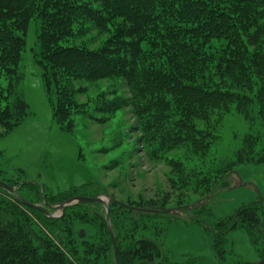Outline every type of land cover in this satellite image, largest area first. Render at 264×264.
Returning <instances> with one entry per match:
<instances>
[{"label":"trees","instance_id":"obj_1","mask_svg":"<svg viewBox=\"0 0 264 264\" xmlns=\"http://www.w3.org/2000/svg\"><path fill=\"white\" fill-rule=\"evenodd\" d=\"M35 19L40 22L37 64L50 102V95L55 97L52 115L63 132L72 133L73 117L89 110L107 115L93 118L102 124L130 108L141 147L159 160L182 147L204 156L218 138L214 119L232 110L250 122L256 108L264 130V0H0V137L28 115L15 88L27 28ZM90 32L106 35L97 48L72 41ZM118 79L125 83L127 99L101 90L85 102L75 100L87 93L74 86L76 81ZM258 143V136L246 134L235 160L214 175L187 170L180 162L168 166L178 175V185L204 204L236 165L264 166V139L259 151ZM1 181L27 203L59 217L48 218L0 189V264H116L101 205L74 204L63 213L55 209L68 199L89 197V185L54 195L26 180ZM101 195L108 192L98 189L92 197ZM108 196L118 264H176L161 242L137 237L150 218L166 214L167 201L121 203ZM194 209L185 210L190 222ZM238 228L247 232L264 264V199L215 223L211 249L218 261L224 259L226 234Z\"/></svg>","mask_w":264,"mask_h":264},{"label":"rangeland","instance_id":"obj_2","mask_svg":"<svg viewBox=\"0 0 264 264\" xmlns=\"http://www.w3.org/2000/svg\"><path fill=\"white\" fill-rule=\"evenodd\" d=\"M39 20H31L25 48L18 65L21 79L15 88L16 96L27 105V117L10 133L0 137L1 180L33 182L46 193L58 194L71 187L89 185L87 194L92 197L103 189L121 203L160 202L165 199L164 210L176 214H163L150 218L148 227L137 237L161 242L171 263L176 264H257L260 262L256 247L244 229H236L225 236L224 259L218 261L211 249L215 223L232 215L242 205L264 199V166L258 164L236 165L233 173L219 180L213 195L204 204L191 189L178 185V175L171 172L168 163L180 162L187 170L214 175L228 162L235 160V152L242 147L246 134L259 137L256 150L263 142V133L257 109L252 120L246 122L233 110L214 119L216 142L204 155H194L185 147L167 152L159 160L150 159L139 143V131L130 108L118 111L105 123L106 114L89 110L86 115L73 117L72 133L63 132L53 119V94H47L42 80L37 34ZM105 36L90 32L72 40L97 48ZM6 85V82L3 83ZM74 86L85 87L84 95H77L78 103L94 98L101 90L127 99L123 80H101L95 83L76 81ZM112 96H110L111 98ZM213 117L209 123H212ZM1 131V130H0ZM22 171L24 174H20ZM173 179V180H170ZM172 181H176L172 186ZM178 203V204H177ZM194 207L192 221L185 210ZM58 215V213H56Z\"/></svg>","mask_w":264,"mask_h":264},{"label":"water","instance_id":"obj_3","mask_svg":"<svg viewBox=\"0 0 264 264\" xmlns=\"http://www.w3.org/2000/svg\"><path fill=\"white\" fill-rule=\"evenodd\" d=\"M0 189L11 194L17 200L18 203H20V204H22L28 208L37 210V211L43 213L48 218L56 219L59 217L58 215H56V213L53 215H50L47 211H44L40 205H34L31 203H27L21 197L18 196V194L16 193V190L13 187L8 186L6 183H4L2 181H0ZM109 202H110V196H108V195H101V196H97V197H74V198L68 199L66 201H63L58 206H56L55 209H57L58 211L63 213L65 207L71 206L74 204H99V205H101L105 210V222L107 224L108 233H109L110 240H111L114 260H115V263L118 264L115 239H114V236H113L112 231H111L110 226H109V215H108ZM158 212H160V211H157L155 213H158ZM162 212L166 213V214L174 213L173 210H163ZM78 234H79L80 239L84 238L83 230H80ZM260 263L262 264L263 261H260Z\"/></svg>","mask_w":264,"mask_h":264}]
</instances>
